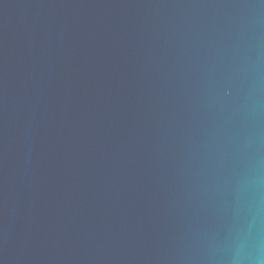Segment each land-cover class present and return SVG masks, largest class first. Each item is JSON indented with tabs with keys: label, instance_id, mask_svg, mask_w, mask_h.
<instances>
[{
	"label": "water",
	"instance_id": "1",
	"mask_svg": "<svg viewBox=\"0 0 264 264\" xmlns=\"http://www.w3.org/2000/svg\"><path fill=\"white\" fill-rule=\"evenodd\" d=\"M0 264H264V0H0Z\"/></svg>",
	"mask_w": 264,
	"mask_h": 264
}]
</instances>
